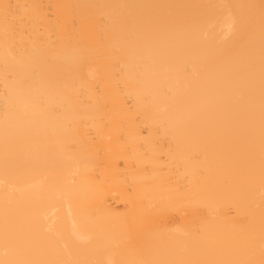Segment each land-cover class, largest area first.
Here are the masks:
<instances>
[{
    "label": "bare ground",
    "instance_id": "obj_1",
    "mask_svg": "<svg viewBox=\"0 0 264 264\" xmlns=\"http://www.w3.org/2000/svg\"><path fill=\"white\" fill-rule=\"evenodd\" d=\"M0 264H264V0H0Z\"/></svg>",
    "mask_w": 264,
    "mask_h": 264
}]
</instances>
